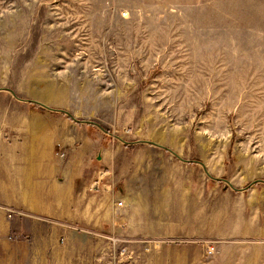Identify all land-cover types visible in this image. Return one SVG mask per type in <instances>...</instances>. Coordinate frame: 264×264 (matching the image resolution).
Returning a JSON list of instances; mask_svg holds the SVG:
<instances>
[{
  "label": "rangeland",
  "instance_id": "obj_1",
  "mask_svg": "<svg viewBox=\"0 0 264 264\" xmlns=\"http://www.w3.org/2000/svg\"><path fill=\"white\" fill-rule=\"evenodd\" d=\"M99 176L139 264H264V0H0V224Z\"/></svg>",
  "mask_w": 264,
  "mask_h": 264
},
{
  "label": "crops",
  "instance_id": "obj_2",
  "mask_svg": "<svg viewBox=\"0 0 264 264\" xmlns=\"http://www.w3.org/2000/svg\"><path fill=\"white\" fill-rule=\"evenodd\" d=\"M104 178L99 176L91 184L86 182L88 191L82 192H76L74 181L69 179L56 182L52 179L56 184L46 183L45 195L54 199L24 213L21 221L0 224L7 235L0 237V264H97L100 241L95 234L118 222L127 225L125 232L129 238L184 234L157 224L158 196L141 197L128 191L116 195ZM120 201L126 207H118ZM171 258L176 260L175 256L155 254L153 261H171Z\"/></svg>",
  "mask_w": 264,
  "mask_h": 264
},
{
  "label": "built area",
  "instance_id": "obj_3",
  "mask_svg": "<svg viewBox=\"0 0 264 264\" xmlns=\"http://www.w3.org/2000/svg\"><path fill=\"white\" fill-rule=\"evenodd\" d=\"M118 207L124 208L126 205L120 201ZM113 229L95 234L96 239L100 241L97 264H139V255L130 248V244H135L138 240L129 238L123 226ZM152 248L156 249L150 242L146 243V253L152 251ZM209 249V253L213 254L214 248Z\"/></svg>",
  "mask_w": 264,
  "mask_h": 264
}]
</instances>
